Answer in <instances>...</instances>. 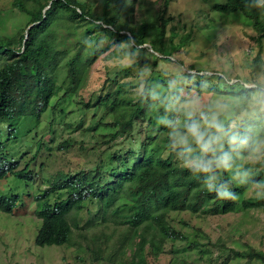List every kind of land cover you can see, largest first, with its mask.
I'll return each mask as SVG.
<instances>
[{
  "label": "trees",
  "instance_id": "obj_1",
  "mask_svg": "<svg viewBox=\"0 0 264 264\" xmlns=\"http://www.w3.org/2000/svg\"><path fill=\"white\" fill-rule=\"evenodd\" d=\"M1 1L0 27L8 9L23 20L15 33L0 32V123L13 126L17 119L31 116L38 128L44 113L55 112L62 101L80 93L88 82L89 65L103 53L97 49L101 35L148 55L147 60H137L108 77L89 102H82L85 111L94 110L89 124H84L85 118L77 124L68 123L75 131L101 136L108 147L94 169L59 171L36 198L41 219L37 246L66 245L74 226L81 230L89 224V220L85 226L77 224L78 215L85 210L91 216L102 209L104 217L111 215L129 225L132 236L128 239L135 242L131 264H148V256L158 257L166 240H185L169 223L170 212L208 214L222 209L231 213L240 203L244 210H264V193L240 200L243 190L238 186L249 182L264 191V165L244 164L249 155L264 150V112L258 116L260 109L252 108L256 100L264 99V80L258 79L264 78V7L260 0H225L213 8L225 14L241 13L252 23L259 50L251 63L255 78L251 87L246 81L230 82L218 73L193 72L194 66L185 68L182 61H176L177 52L191 41V33H169L168 26L175 19L169 15L171 0H162L159 10L148 7L149 14L137 21V5L144 7L145 0H11L7 9ZM151 3L153 0H148V5ZM170 64L180 70L170 72ZM194 91L234 95L238 103L228 120L221 119L202 133L205 142L213 133L218 139L212 140L197 162L189 164L179 158L201 145L198 141L186 145L189 129L200 118L188 116L181 105L191 100ZM37 134L38 129L34 136L38 145ZM72 147L70 140L59 145L64 150ZM209 161L208 172L196 167ZM18 163L0 169V178L31 179L29 166L18 170ZM236 165L243 166L246 176L240 174V179ZM222 194L227 195L220 199ZM54 195L58 199L53 200ZM26 209L23 195L0 196V211L16 215ZM71 213H76L73 222ZM128 239L122 241L117 253L130 248ZM103 251L95 250L94 259L99 260ZM231 251L237 258L264 261L263 251Z\"/></svg>",
  "mask_w": 264,
  "mask_h": 264
},
{
  "label": "rangeland",
  "instance_id": "obj_2",
  "mask_svg": "<svg viewBox=\"0 0 264 264\" xmlns=\"http://www.w3.org/2000/svg\"><path fill=\"white\" fill-rule=\"evenodd\" d=\"M81 1L89 3L95 0ZM10 2L2 0V8H10ZM144 3V7L137 5L135 21L149 14L148 7H154L153 11L159 10L162 0H153L150 5L148 0ZM218 3L223 4L225 0L170 1L169 15L175 19L168 26L169 33L176 31L179 36L191 33V41L177 52L175 59L182 61L185 68L194 66L193 72L202 70L210 74L218 73L230 82L246 81L251 87L255 80L251 63L259 50L255 41L256 32L250 20L241 13L225 14L213 9ZM5 13L6 22L0 27V32L13 34L23 16L10 9L5 10ZM97 49L103 50V53L89 65L86 86L80 93L62 101L63 106L62 102L57 104L55 112L44 113L38 128L37 120L31 116L17 119L13 126L7 122L0 123V169L19 162L18 170L29 166L32 172L31 179L20 180L11 176L0 178V196L23 195L27 204L24 213L22 210L16 215L0 211V264H131L135 242L128 239L132 236L129 225L120 219L117 222L111 215L104 217L102 209L98 213L94 210L91 216L83 210L77 217V224L85 226L88 220L89 224L81 230L74 226L66 245L40 247L35 243L41 227V219L36 213V198L50 186L57 172L75 173L94 169L101 153L108 147L101 136L93 132L75 131L69 128L68 123L77 124L81 118H85L84 124H89L94 118V110L85 111L82 102H89L91 94L108 77H114L123 67L137 60L148 58L147 54L131 51L128 43L123 42L121 45L114 38L110 39L109 35L100 36ZM170 66L174 70L171 71L169 67L170 72L180 70L176 64ZM191 97L181 106L186 107L188 116L198 115L200 122L196 126L201 133L209 131L221 119L228 120L238 103L234 95L215 91H194ZM257 107L260 109L256 113L259 116L264 112V99L256 100L252 108ZM62 109L63 112H60ZM175 124L179 126L180 123ZM37 129L38 145L34 143ZM215 138L217 134L213 133L210 139ZM186 139V145H195L197 142L191 132L186 135ZM66 140H70L73 147L60 149L59 145ZM204 153L200 145L181 153L179 161L193 164ZM244 162L252 167L263 166L264 150L249 155ZM236 168L239 176L245 175L243 166L236 165ZM240 185L243 190L240 200L263 196L264 191L257 184L238 183ZM58 197L54 195L53 200ZM75 214L71 213V221L75 219ZM168 221L185 236V240H166L163 252L158 257L148 256V264H264L260 259L237 258L231 251L253 248L264 252V210L261 207L244 210L240 203L236 211L231 213H223L222 209L208 214L170 212ZM127 239L130 248L125 249V253H117L122 241ZM98 248L104 251L101 258L95 260L94 251Z\"/></svg>",
  "mask_w": 264,
  "mask_h": 264
},
{
  "label": "clouds",
  "instance_id": "obj_3",
  "mask_svg": "<svg viewBox=\"0 0 264 264\" xmlns=\"http://www.w3.org/2000/svg\"><path fill=\"white\" fill-rule=\"evenodd\" d=\"M260 4H261L262 7H264V0H260ZM189 131H190L191 134L196 138V140L198 141V143L201 144V147H203L205 151H208V150L210 149L211 144H212L213 141L210 139L209 141L205 142V141L203 140V134L199 131L198 126H193V127H191V128L189 129ZM217 139H218V138H217ZM233 139H235V138H233ZM211 163H212L211 161H209L208 164L197 163V164H196V167H198V168H202L203 171L208 172V171L211 170V169H210V164H211ZM221 163L223 164V166H224L225 168H227V163H226L225 161H221ZM208 189H209V191H211V183H209V185H208ZM226 195H227V194H222L221 197H219V198H220V199H223L224 196H226Z\"/></svg>",
  "mask_w": 264,
  "mask_h": 264
},
{
  "label": "water",
  "instance_id": "obj_4",
  "mask_svg": "<svg viewBox=\"0 0 264 264\" xmlns=\"http://www.w3.org/2000/svg\"><path fill=\"white\" fill-rule=\"evenodd\" d=\"M33 25H31L29 28H31ZM29 36V34L27 33V36L26 37H28Z\"/></svg>",
  "mask_w": 264,
  "mask_h": 264
}]
</instances>
